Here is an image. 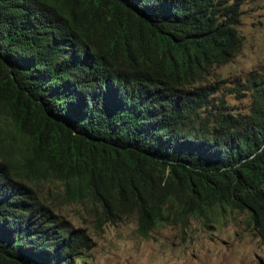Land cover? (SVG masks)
<instances>
[{"label":"trees","instance_id":"trees-1","mask_svg":"<svg viewBox=\"0 0 264 264\" xmlns=\"http://www.w3.org/2000/svg\"><path fill=\"white\" fill-rule=\"evenodd\" d=\"M246 0H0V264H80L90 239L20 177L97 219L247 212L264 239V73L246 114L198 85L242 46ZM20 173V174H19Z\"/></svg>","mask_w":264,"mask_h":264},{"label":"rangeland","instance_id":"rangeland-1","mask_svg":"<svg viewBox=\"0 0 264 264\" xmlns=\"http://www.w3.org/2000/svg\"><path fill=\"white\" fill-rule=\"evenodd\" d=\"M240 10V50L198 85L212 86L214 103L222 100L229 112L246 114L252 103L247 80L264 73V0H246ZM7 128L0 117V134ZM18 179L60 220L90 239L92 247L80 264H264V239L247 212L216 211L208 220L190 218L185 224L156 227L145 238L137 232L135 215L99 222L95 206L72 199L59 181L34 174Z\"/></svg>","mask_w":264,"mask_h":264}]
</instances>
